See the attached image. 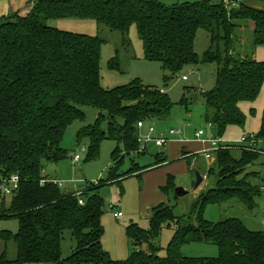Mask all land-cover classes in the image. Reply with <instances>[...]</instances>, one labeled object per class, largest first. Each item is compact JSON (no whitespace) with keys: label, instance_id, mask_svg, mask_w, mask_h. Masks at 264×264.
<instances>
[{"label":"trees","instance_id":"trees-1","mask_svg":"<svg viewBox=\"0 0 264 264\" xmlns=\"http://www.w3.org/2000/svg\"><path fill=\"white\" fill-rule=\"evenodd\" d=\"M67 17L94 19L124 36L135 25L145 58L160 62L173 73L185 65L213 63L215 87L202 96L204 118L219 132L229 124H243L245 115L239 105L257 97L264 79V63L256 60L249 48L242 50L236 33L242 27L250 28L251 48L264 45V9L250 5L248 0H201L172 6L156 0H31L23 13L1 17L0 176L17 174L19 186L9 197L8 209L0 199L1 214L7 210L18 222L15 233L0 232V238L13 241L16 248L13 259L1 252L0 264H264L263 232L248 229L236 218L213 222L203 216L208 204L230 198L254 207L260 184L248 181L250 186L242 190L232 183L239 181L236 178L245 165L259 159L261 148L257 143L251 147L236 145L238 158L228 148L215 151L209 174L217 170V178L196 197L190 215L177 217L170 206L160 203L153 207L149 230L130 224L126 233L133 246L145 243L148 248H133L125 261L112 260L101 245L104 203L99 189L105 180L86 182L79 193L83 204H79L77 196L43 175L46 162H57L65 156L60 146L64 131L72 121L84 117L82 106L87 105L99 110L94 122L77 133L78 139H88L87 158L97 155L101 140L110 138L121 144L123 151L117 146L112 152L115 167L108 180L140 175V168L116 174L124 155L146 150L137 141V122L164 120L173 106L164 90L137 81L102 88L99 61L103 41L46 22ZM198 29L206 30L209 38L201 61L194 51ZM115 65L112 62L113 68ZM179 103L189 111L185 94ZM253 136L264 140V109L259 131ZM164 161L159 153L152 166ZM221 180L226 183L221 185ZM165 224L174 225V235L166 255L161 256L150 240ZM65 230L76 245L62 260L60 243ZM202 241L215 244L218 255L185 257L179 253L182 244Z\"/></svg>","mask_w":264,"mask_h":264},{"label":"rangeland","instance_id":"rangeland-1","mask_svg":"<svg viewBox=\"0 0 264 264\" xmlns=\"http://www.w3.org/2000/svg\"><path fill=\"white\" fill-rule=\"evenodd\" d=\"M30 1L0 0V18L20 12L23 13ZM156 1L166 6H172L201 0ZM248 3L264 9V3L261 1L248 0ZM46 22L48 25L61 30L98 36L102 39L99 61V77L102 88L111 89L137 81L144 86L164 90L173 102V106L170 115L166 119L153 122L157 131L166 132L171 128H181L183 132L179 136L187 133L191 138L194 130L207 126L208 122L204 118L205 104L202 93L215 87V65L213 63L199 62L197 65H185L180 71L173 73L164 68L160 62L145 58L143 43L135 25H131L128 33L124 36L118 31L98 25L94 19L89 18H56L48 19ZM236 33L239 35L238 40L241 41L242 50L245 51L249 48L254 58L264 63V45L251 48L253 35L250 28L242 27ZM208 46L207 31L198 29L194 39V51L200 61ZM112 62H115V68L112 67ZM182 76L187 77L186 81L182 80ZM183 94L186 95L189 101L187 105L188 112L185 110V105L179 103ZM239 106L245 115L243 124H229L220 132L218 127L213 125L212 130H208V134L205 135L208 138H219L222 143L221 149H230L231 154L236 158L239 156L236 145H244L240 142V139L248 134L256 135L259 131L260 115L264 109V79L257 97L253 101H243ZM82 111L84 117L72 121L64 131L60 146L64 149L65 156L57 162H46L43 175L61 181L60 188L63 191L71 192L78 199H81L79 193L86 182L105 180L99 189V195L104 203L101 216L103 227L101 245L112 260L125 261L131 256L133 248L135 250L142 249L143 251L148 248L145 243L139 247H134L127 236L126 228L130 224H135L145 231L149 230V222L154 206L164 203L171 207L173 214L177 217L190 215L196 197L199 195L194 191L195 172L197 171L200 175H203L209 160L199 154L194 164L189 165V160H186L188 162L186 173L183 172V167L176 173L165 172L164 175H161L150 166L155 163L156 155L165 151L164 147L166 145L159 147L149 143L143 154L139 152V155L136 153L124 155L116 168V174H122L132 168L133 170L140 168V170L142 169L139 172L140 175H127L115 181H109V173L115 167L112 161V152L118 146L117 142L110 138L101 140L97 155L87 158L88 139L84 137L78 139L77 133L84 126L94 122L99 110L87 105L82 106ZM257 139L259 140L255 139L256 147L261 148L259 159L245 165L240 170L238 178H236L239 181L235 180L238 184L232 183L234 184L233 187L237 186L242 190L250 186L249 182L260 184V193L253 199L254 207L248 208L239 198H230L220 204H208L203 212L205 219L215 222L226 218H236L248 229L264 233V223H262L264 219V190L261 185L264 184V140ZM118 148L123 151L121 144ZM248 149L251 150V148ZM75 154L80 156L77 161L73 160ZM213 158L209 168L212 167L215 156ZM209 168L206 172L208 179V185L206 184V186L214 185L217 178V170L209 174ZM232 169H235V167ZM228 173H230V170L225 174ZM220 183L223 185L226 181L221 180ZM176 187H182L187 193L180 197L176 196L174 192ZM9 197L4 199L3 206L5 209L9 207ZM154 201L157 202L153 203ZM3 206L0 208V215H3L1 217L4 218H0V232L9 230L15 233L18 229V222L16 219L11 218L14 214L7 210L1 214ZM116 212H120L122 215L114 216ZM8 215H10L9 219ZM173 235L174 225L165 224L158 236L151 238L150 242L156 247L158 255H166L167 246ZM75 245L76 243L69 230H65L60 243V258L62 260L67 259L74 250ZM3 251H5L7 258H15L16 248L13 241L4 242L0 238V253ZM179 253L185 257L214 258L218 255V248L212 242H189L179 247ZM25 264L53 263L32 262Z\"/></svg>","mask_w":264,"mask_h":264},{"label":"crops","instance_id":"crops-1","mask_svg":"<svg viewBox=\"0 0 264 264\" xmlns=\"http://www.w3.org/2000/svg\"><path fill=\"white\" fill-rule=\"evenodd\" d=\"M184 81H186V80H184ZM212 128H207L206 126H204L202 128H199V129H204V132H205L204 137L208 138L205 135H207L208 130L211 131ZM172 129H174V128H172ZM177 129H181V128H177ZM199 129L194 130L193 135H192L193 138L192 137L190 138L187 133L179 136L183 132V130L181 129L182 132L180 134L174 135L175 138L172 137L171 140L165 144L166 145L164 147L165 151L160 152L161 155H164L165 161L162 162L158 166H154V167L151 166V168L153 170H157V172L161 175H164L165 172L166 173H176L183 167H184L183 172L186 173V171H187L186 168H187V164H188V162H186V160H189V165H191V164H194V162L197 159V156L199 154L204 156L205 158H207L209 160V162H208L207 168L205 169V173L203 175H201L202 176V182L199 184L198 187H196V188L194 187V191H196L197 194L204 191L208 187V186H206V184L208 182V179L206 177V175H207L206 172L209 168L210 163L214 159L213 157L215 156L214 151H208L209 157H206V154H207L206 150L210 147V143L207 141H202V140L196 138L195 132ZM166 132H163V133H166ZM151 144H155V143H151ZM163 146H159V147H163ZM263 146H264V144H263ZM146 148H147V146H146ZM186 156H188V157H186ZM43 174H44V171H43ZM50 179H54V178H50ZM261 185H262V189L264 190V184H261ZM157 201H159V200H157ZM156 202L154 201L153 203H156ZM114 216H115V213H114Z\"/></svg>","mask_w":264,"mask_h":264},{"label":"built area","instance_id":"built-area-1","mask_svg":"<svg viewBox=\"0 0 264 264\" xmlns=\"http://www.w3.org/2000/svg\"><path fill=\"white\" fill-rule=\"evenodd\" d=\"M182 80H186V76L181 77ZM163 92V90H161ZM137 127L140 129V133L138 136V142L141 145V148H145L147 144L149 143H155L157 146H163L167 142L171 140L174 135L180 134L182 132L181 129H169L166 133L159 132L156 130L153 123H146L144 121H138ZM207 128H212L213 125L208 122ZM204 129H199L195 132L196 138L207 141L210 143V147L206 150V157H209L208 151H217L222 148L221 140L217 137L213 138H205L204 137ZM241 143L246 144L247 146L251 147L256 143V140L253 135L245 136L240 139ZM224 148V147H223ZM80 159V156L78 154H75L73 156V160L77 161ZM55 184H57L59 187L62 185L61 181L54 180ZM19 186V176L17 174H11L10 176L2 177L0 176V199H6V197H9L13 195ZM78 203L82 204L83 201L81 199H78ZM1 208V206H0ZM263 213H264V207H263ZM121 213L117 212L115 213V216H120ZM264 215V214H263ZM264 223V219L262 221Z\"/></svg>","mask_w":264,"mask_h":264},{"label":"water","instance_id":"water-1","mask_svg":"<svg viewBox=\"0 0 264 264\" xmlns=\"http://www.w3.org/2000/svg\"><path fill=\"white\" fill-rule=\"evenodd\" d=\"M202 182V176L196 172L195 173V183H194V187H198L199 184ZM176 196L180 197L183 196L187 193V191L185 189H183L182 187H176L174 190Z\"/></svg>","mask_w":264,"mask_h":264}]
</instances>
